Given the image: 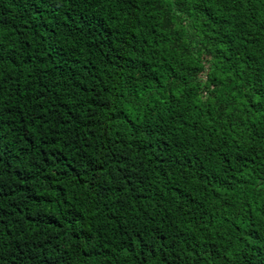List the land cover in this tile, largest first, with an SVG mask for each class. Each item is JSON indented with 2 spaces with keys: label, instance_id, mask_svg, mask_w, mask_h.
<instances>
[{
  "label": "trees",
  "instance_id": "obj_1",
  "mask_svg": "<svg viewBox=\"0 0 264 264\" xmlns=\"http://www.w3.org/2000/svg\"><path fill=\"white\" fill-rule=\"evenodd\" d=\"M0 264H264V0H0Z\"/></svg>",
  "mask_w": 264,
  "mask_h": 264
}]
</instances>
